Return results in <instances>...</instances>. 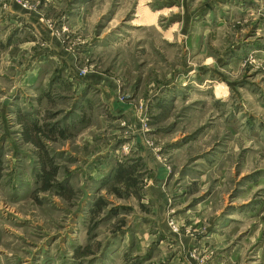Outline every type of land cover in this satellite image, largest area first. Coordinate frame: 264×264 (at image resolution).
Here are the masks:
<instances>
[{"label": "rangeland", "instance_id": "rangeland-1", "mask_svg": "<svg viewBox=\"0 0 264 264\" xmlns=\"http://www.w3.org/2000/svg\"><path fill=\"white\" fill-rule=\"evenodd\" d=\"M62 50L72 93L115 75L140 126L106 111L115 133L60 150ZM36 68L42 110L21 95ZM98 98L88 86L76 107ZM0 264H264V0H0Z\"/></svg>", "mask_w": 264, "mask_h": 264}, {"label": "crops", "instance_id": "crops-1", "mask_svg": "<svg viewBox=\"0 0 264 264\" xmlns=\"http://www.w3.org/2000/svg\"><path fill=\"white\" fill-rule=\"evenodd\" d=\"M30 43L28 46H34V42H26V44ZM54 47L57 49L61 47V44H59L57 41H54ZM203 53V52H202ZM201 53V54H202ZM57 57L55 58L58 63V61H64L65 64H62L60 66V70L63 72H67L69 75H65V73L59 71L58 72V80L57 84L60 86L56 87V92H54L60 99L56 98V102L53 103L50 107L54 108L55 111H58L56 116L53 117L51 125L54 128L53 133L54 136L58 137L62 141L66 143V146L62 145V148L60 150H63L65 147L69 150L71 147V142L75 141L76 143L80 144H87V146L93 142L92 137L96 133L99 132V134L105 135L106 129L111 130V133H115V130L112 128V126L108 127L106 115L107 112H111V116H122L121 118H118L120 121L119 127H122L125 125V123L134 124L136 127L140 126V117L142 110L140 107H137L134 105L132 99L126 98L124 100H121V94L123 93L122 84L119 83L118 78L115 75L108 74V73H99V74H91L87 77V79L82 80V86L78 88V92L82 93L83 91L86 92V88L88 86H91L95 88L96 90H99V98L98 102L95 101L92 104H89V102L85 101L88 99V97L85 99L84 102L77 104L75 102V95L78 92L72 93V89L75 88V83L72 82V79L74 77V74L72 71H74V61L68 54H65L62 50V54L60 55L57 53ZM70 58V61L66 58ZM42 58V57H41ZM211 59V58H210ZM41 60V59H40ZM214 60V59H213ZM42 61V60H41ZM206 63V62H205ZM39 69V65H36ZM36 68V74L35 76H29L27 73L23 76V78L28 79L29 81L24 83V88H26L25 92L22 93V96H28L29 100L32 101V104H30V107H34V110L37 108H44L45 104L47 103L46 93L43 92V86L46 85L45 81L50 80L51 78H44L40 79V71L38 72ZM31 78V80H30ZM40 84V86H38ZM63 84H66L65 86ZM81 85V83H79ZM71 85H73L71 87ZM74 91V89H73ZM62 92V93H59ZM24 94V95H23ZM127 97H131V92L128 93ZM89 100V99H88ZM26 104V103H24ZM51 102L49 103V105ZM27 109L29 108L28 105H26ZM66 113L63 118H61V113ZM78 112L81 113V117L86 116L87 118L93 121H91L90 124L84 125L80 130H75V115ZM32 116V112L29 113ZM60 114V115H59ZM95 119L96 122L95 123ZM23 119L22 126L27 127L28 130L26 132V135L30 136V139L37 138V136L42 135V130L38 128H33V125L30 123L29 118ZM37 126V124H35ZM34 126V127H35ZM131 127V126H129ZM128 131V129H127ZM132 132V131H129ZM134 132V131H133ZM108 133V132H106ZM135 137H132L135 141L142 144V148H134L132 151V156L135 158H140L143 162L144 168L141 170L140 173L144 172L145 170H149L147 174H156L158 175V178L156 182L152 183V187H150V190H153L156 193H159L161 190V187L164 185V179L163 175L161 173L160 168V160H156V157L153 153V151L148 148L144 143V137L139 133L135 132ZM76 136V137H73ZM130 135L128 134H122L118 136L119 138H126ZM72 148V147H71ZM149 159L151 161H149ZM158 170V171H157ZM139 172V171H138ZM165 178V177H164ZM164 210L162 211V213ZM164 214V213H163ZM162 214V215H163ZM160 216V215H159ZM161 222V219L159 220ZM164 222V221H163ZM162 222V227L160 226L159 229L161 231V234L163 236H167V230L164 227V223Z\"/></svg>", "mask_w": 264, "mask_h": 264}, {"label": "water", "instance_id": "water-1", "mask_svg": "<svg viewBox=\"0 0 264 264\" xmlns=\"http://www.w3.org/2000/svg\"><path fill=\"white\" fill-rule=\"evenodd\" d=\"M83 191H84V196L86 197L88 195L86 189L84 187H82Z\"/></svg>", "mask_w": 264, "mask_h": 264}]
</instances>
